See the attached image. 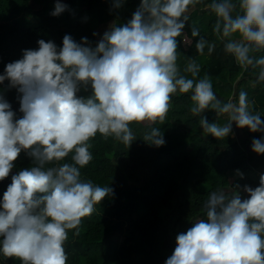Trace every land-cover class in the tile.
<instances>
[{
	"label": "clouds",
	"instance_id": "1",
	"mask_svg": "<svg viewBox=\"0 0 264 264\" xmlns=\"http://www.w3.org/2000/svg\"><path fill=\"white\" fill-rule=\"evenodd\" d=\"M193 3L140 0L131 19L112 26L95 47L87 37L78 43L66 34L62 47L40 39L37 49H25L22 58L6 64L0 84L8 81V88L16 89L22 116L17 118L0 94V181L10 175L22 151L32 166L11 176L0 199V253L5 257L21 264H67L69 231L113 194L108 186L81 179L80 170L93 159L89 141L98 133L130 145L131 125L162 123L177 93H191L193 115L219 103L210 79L177 77V38ZM239 6L242 14L235 18L230 4L213 8L224 21L223 35H239L240 42L225 48L245 66L253 63V45L264 48V0H240ZM67 7L57 0L51 15L59 16ZM197 49L202 51L203 44ZM256 63L264 66V58ZM187 70L193 76L200 71L195 63ZM259 80H264V68ZM89 90V95H79ZM248 107V95L241 91L236 105L220 110L228 114V124L202 117L201 126L217 139L228 137L233 123L247 127L261 134L252 140V151L264 154V120ZM143 140L156 147L165 144L157 127ZM68 157L70 163H60ZM49 164L56 166L46 168ZM243 192L246 197L237 191L230 198L211 192L204 204L206 219L176 236L165 264H264V174L258 186L244 185Z\"/></svg>",
	"mask_w": 264,
	"mask_h": 264
},
{
	"label": "trees",
	"instance_id": "2",
	"mask_svg": "<svg viewBox=\"0 0 264 264\" xmlns=\"http://www.w3.org/2000/svg\"><path fill=\"white\" fill-rule=\"evenodd\" d=\"M56 2L0 0V74L6 64L22 58L23 50L37 49L40 39L62 47L67 34L78 43L87 37L89 45L95 47L100 41L97 31L102 26L111 22L114 26L126 24L140 4V0H60L67 10L53 16ZM219 3L233 6V18L242 14L240 0H194L189 6L194 12L185 13V27L177 38L176 62L177 77L210 79L219 103L193 115L191 93H177L162 123L131 125L134 139L130 145L99 133L89 141L93 159L80 170L81 179L108 186L113 194L95 205L93 213L84 217L77 229L69 231L64 245L67 264H165L175 249L176 236L195 221L206 219L204 204L211 192L230 198L239 191L246 197L244 185L258 186L264 174V154L253 152L251 143L261 134L245 127L244 140L236 139L233 130L228 137L217 139L206 133L200 123L206 117L209 123L228 124V114L220 110L229 103L236 105L241 91L248 95L250 114L259 113L264 120V80H259L264 66L256 63L264 58V48L253 45L249 52L253 63L241 66L226 51L225 46L240 42V37L223 35L224 21L213 8ZM183 35L191 41L188 46L183 44ZM198 44H203L202 51L197 49ZM192 63L200 69L196 76L187 70ZM222 73L234 88L214 80ZM0 94L11 104L17 118L21 117L19 94L8 88V81L0 84ZM89 94L90 90L79 95ZM152 127L161 130L163 146L143 140ZM64 162L70 163L71 158L60 163ZM14 163L10 175L0 181V199L11 176L32 166L31 158L23 151ZM53 166L56 165L45 167ZM0 264L21 261L0 253Z\"/></svg>",
	"mask_w": 264,
	"mask_h": 264
},
{
	"label": "rangeland",
	"instance_id": "3",
	"mask_svg": "<svg viewBox=\"0 0 264 264\" xmlns=\"http://www.w3.org/2000/svg\"><path fill=\"white\" fill-rule=\"evenodd\" d=\"M193 12H194V10H192V9H188V11L186 12V14L191 15V14H193ZM112 26H114V23L111 22V23H109V24H107V25L102 26V27L97 31V33H98V35H99V40L102 39L103 34H104L106 31L110 30V28H111ZM190 43H191V41L188 40V39L186 38L185 35H183V44H184L185 46H188ZM214 80H215V81H223V82H225V83L227 84L228 88H230V89H231V88H234V86L231 85L229 82L227 83V75H226L225 73H222L219 77H217V78L214 79ZM232 130H233V136H234L236 139H241V140H244V139H245V137H244V135H243V133H242V129H241V128H238V127H236V125H234V126L232 127Z\"/></svg>",
	"mask_w": 264,
	"mask_h": 264
}]
</instances>
